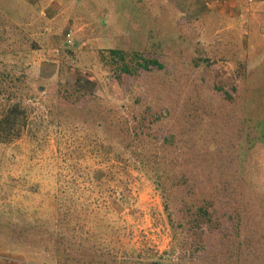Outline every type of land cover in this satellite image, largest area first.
I'll return each mask as SVG.
<instances>
[{
	"label": "rangeland",
	"instance_id": "374dc122",
	"mask_svg": "<svg viewBox=\"0 0 264 264\" xmlns=\"http://www.w3.org/2000/svg\"><path fill=\"white\" fill-rule=\"evenodd\" d=\"M110 49L163 67L144 71L128 61L135 74H123ZM78 73L95 84V96L84 91L65 100ZM14 106L26 120L17 114L12 131L22 126L20 137L0 143V255L56 264L54 253L66 247L57 249L49 234L58 228L60 171L71 157L67 162L91 167L73 177L67 189L73 201H94L96 173L125 181L130 175L131 197L127 206L117 195L119 203L104 198L103 206L80 215L73 238L80 246L70 242V258L86 263L90 255L92 264L184 258L187 264L193 261L178 242L180 232L186 243H208L214 253L223 241L239 243L238 262L226 250L212 260L199 252L198 264H264V0L249 6L246 0H0V118ZM57 113L67 114L60 122L72 121L71 131L62 123L63 139ZM110 113L148 118L153 145L168 150L173 137H182L186 159H196L195 177L187 180L191 169L182 165L183 173L169 180L179 230L176 224L172 230L152 181L89 154L95 142L78 122ZM65 145L73 150L61 157ZM184 179V186L175 185ZM192 199L209 213L213 230L206 223L190 228Z\"/></svg>",
	"mask_w": 264,
	"mask_h": 264
},
{
	"label": "trees",
	"instance_id": "16d2710c",
	"mask_svg": "<svg viewBox=\"0 0 264 264\" xmlns=\"http://www.w3.org/2000/svg\"><path fill=\"white\" fill-rule=\"evenodd\" d=\"M108 54L110 59L117 65L118 69L123 74H129L134 75L135 74V68L130 67L128 64V61L135 62V65L138 66L139 69L144 71H151L152 69L159 70L163 66L161 63H159L155 59L151 58H138L137 56L131 57L127 55L126 53L117 50V49H110L108 50ZM128 57V58H127ZM95 84L89 79V77L85 74L78 73L74 84L72 85V88L70 89V93H67L69 95H65L63 98L65 100H68L70 95H74L76 93H81L84 91H88V95L91 97H94L93 94ZM8 110H10V114H2L0 118V143L5 142H11L12 140L18 139L21 135V129L22 126H20L17 131L13 132L12 129L16 125V119L17 114H22V117L24 116V110L22 113H19L20 108H17L16 106L10 107ZM16 115V117H15ZM66 113H57V119L58 121L63 120L66 117ZM14 116V117H13ZM75 116H78L76 114ZM80 117V116H79ZM24 121L26 118H24ZM73 120V119H72ZM156 121H163L164 117L155 118ZM61 127L58 130L57 138L63 139L65 134L62 133V130L66 129V127L70 129L71 131V122H66L69 126L63 127L62 123L60 122ZM149 119H145V117L139 115L131 117V120L127 118L126 116H123L122 113H110L105 116H102L100 114H91L90 117H84L82 116V123L77 124V129L80 132H83L87 138H91L95 144L93 148L89 149V154H95L99 157L97 158L101 164H111L112 160H115L116 162L124 163L126 167H131L132 169L140 172L145 178L152 181L160 193L163 209L167 216V220L169 224L171 225L172 230H174V226L176 224L177 228L179 227V223L177 221L175 222V216L173 214L172 204H171V197L174 195L173 191L171 190L172 186L170 184V179L173 178L175 175L182 174L183 171L181 169L182 165L187 168L189 167L191 169V172L188 173L189 179L196 176L198 173L199 165L196 163V159L194 157L187 158V151L185 149V146L181 145L180 143L184 141V139L181 138H175L173 137L168 142V150L166 148V145H161L159 147H156L153 145L151 137V133L146 131L149 129ZM154 123V119L151 121ZM25 124V123H24ZM63 127V128H62ZM138 130H141L143 133H139ZM8 134L10 135V138H8ZM8 138V139H7ZM187 140V139H186ZM188 141V140H187ZM198 141V140H197ZM73 150V147L65 145V147L59 151V156L65 157L69 153H71ZM79 152L76 153L77 158L79 159L80 156ZM126 155H129L128 159H126ZM85 156V155H84ZM133 158L134 160H129V158ZM71 157L64 158V162H66V165H63L61 167L60 171V181L62 183V189L63 195L61 196L60 203V209L58 212V219L56 220V224L58 225V228L55 229V234L52 235V241H55L57 244V249L63 244L66 248H64L61 252L54 253V261L56 264H92L93 260H91V256L88 255V260L86 263H82L79 259V257H69V246L71 243H73V246L76 245V249L78 246L74 243L73 238L75 237V234H78L75 230V226H78L74 223L79 220V216L84 214L87 210H91L90 207L97 205V206H103L104 198H108L111 201L120 202L123 206H127L128 201L131 197L130 190L127 187V180L130 181V175L125 180H116L114 177V173H106L104 175H96L98 176V180L96 182V186L94 187V190H97L98 196L94 198V201H91L87 204L79 203L78 201H73L71 197L73 196L72 191H69L67 189H73V177L74 176H85L88 170L91 167H78L76 163L74 162H67V160H70ZM104 170V169H102ZM212 170V169H211ZM211 170H208L211 172ZM204 171H202L203 173ZM104 171H102L99 174H103ZM71 174V176H69ZM205 174V173H204ZM70 177L67 180V177ZM185 179L181 182L178 181L175 185L179 188L184 186ZM66 186V187H65ZM228 189H233L232 186H230ZM227 189V191H228ZM114 195H117L118 198L114 199ZM189 200V197L187 198ZM193 202L190 205V211L188 212L190 217V228L195 229L202 227L205 223L208 225V230H213L215 227L212 225V220L210 218L209 213H207L203 206L201 205L199 208L197 204H195L196 199H192ZM118 202V203H119ZM105 204V203H104ZM120 205V204H119ZM83 206L82 210H80V207ZM108 205H105L102 208H107L105 211L106 213L110 210ZM108 214V213H107ZM92 214L83 215L86 218L88 216H91ZM48 221L50 219L47 218ZM179 230V228H178ZM204 230V229H203ZM58 233V234H57ZM189 233V231H188ZM187 233V234H188ZM186 234V235H187ZM178 236L182 238L178 242L181 243L182 247L188 246L187 251H189V255L193 262H188L187 264H198L195 261V256L200 252L203 255H212L207 260H212L215 258L216 255L222 257L227 256L226 250L230 251V257L235 262H238L239 254L241 252V249L239 248V243H228V241H223L221 244L225 246L223 249H219L217 247L216 253L214 251L210 252L208 251V248L211 246L210 244H206L205 246H199L194 243H186L183 237L185 235L178 233ZM237 237H239L237 235ZM173 240H176V236L173 233ZM71 242V243H70ZM226 248V249H225ZM208 251V252H207ZM5 258H12L14 259V262L16 264H21L23 261L20 259H17L15 257H12L9 254L2 253L0 255ZM183 260L179 264H185ZM4 262V261H1ZM116 264H121L122 262L115 261ZM184 262V263H183ZM103 264H110L108 262H104ZM152 264H167V260H165L163 257H160L157 261H153ZM204 264V263H202Z\"/></svg>",
	"mask_w": 264,
	"mask_h": 264
},
{
	"label": "built area",
	"instance_id": "2783aa9c",
	"mask_svg": "<svg viewBox=\"0 0 264 264\" xmlns=\"http://www.w3.org/2000/svg\"><path fill=\"white\" fill-rule=\"evenodd\" d=\"M256 0H246V4L249 6L251 5L252 3H254ZM69 36V34H67V37ZM66 37V38H67ZM68 39V38H67ZM69 41V39H68ZM70 42V41H69ZM2 259V261H4V263L6 264H16V262H14V259H11V258H5V257H2L0 256V260Z\"/></svg>",
	"mask_w": 264,
	"mask_h": 264
},
{
	"label": "crops",
	"instance_id": "0c3cea01",
	"mask_svg": "<svg viewBox=\"0 0 264 264\" xmlns=\"http://www.w3.org/2000/svg\"><path fill=\"white\" fill-rule=\"evenodd\" d=\"M12 259V258H11ZM0 264H4V262L2 263L1 261H0ZM21 264H23V263H21Z\"/></svg>",
	"mask_w": 264,
	"mask_h": 264
}]
</instances>
